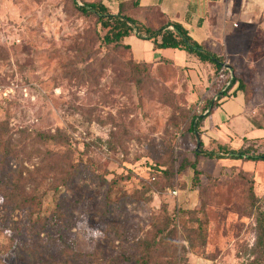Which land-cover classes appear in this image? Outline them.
<instances>
[{
    "label": "rangeland",
    "instance_id": "rangeland-1",
    "mask_svg": "<svg viewBox=\"0 0 264 264\" xmlns=\"http://www.w3.org/2000/svg\"><path fill=\"white\" fill-rule=\"evenodd\" d=\"M261 6L260 17L237 21L225 41L206 48L234 69L249 118L264 129ZM105 33L73 0H0V122L14 133L13 148L31 170L50 166L41 171L50 177L63 163L74 165L66 239L94 264H133L124 256L137 253L156 228L169 231L165 223L173 219L174 247L157 251L159 261L177 251L180 264H264L255 262L254 247L256 215L264 211V161L200 156L197 181L192 170L177 171L182 159L195 158L193 117L206 112L213 81L223 84L229 70L215 78L210 68L202 84L194 83L188 67L135 61L132 50L106 44ZM40 134L55 140L43 143ZM249 144L264 153V138ZM58 198L46 194L31 219L48 216ZM26 213L0 194V264H30L22 251L34 241L25 236ZM58 248L49 251L58 255Z\"/></svg>",
    "mask_w": 264,
    "mask_h": 264
},
{
    "label": "trees",
    "instance_id": "trees-1",
    "mask_svg": "<svg viewBox=\"0 0 264 264\" xmlns=\"http://www.w3.org/2000/svg\"><path fill=\"white\" fill-rule=\"evenodd\" d=\"M73 1L81 13L93 14L97 17L100 25L106 29V33L103 36V41L106 44H112L131 51V46L126 43L125 39L135 34L141 39L151 40L154 48L183 50L187 54L194 56L197 61L209 64L212 75L215 78L219 74L227 73L229 70L231 77L226 79L223 84H218L217 80L213 81L212 88L214 95H217V97L215 100L211 97L206 101L203 110H206L207 113L194 116L191 121V133L196 139V143L198 139L199 146L198 149L194 150V160H181L177 169L178 173H184L190 169L193 171L194 179L197 181L198 174L201 173L197 168V161L200 156L216 159L264 161V153L255 152L252 144L233 149L226 144L212 141L211 145L215 146L217 151L204 149L200 138L204 117L212 112L218 100L226 96L232 87L236 86V90L239 91L243 89L242 81L236 77L234 69L225 64V58L222 54L207 50L206 44L195 41L180 23L164 20L156 28H153L124 14L122 9L117 14L111 13L110 8L103 3V0H80L82 4L79 6L75 0ZM134 60L136 61V59ZM226 82H229V84L225 87ZM249 120L254 128H262L260 125L252 123L250 118ZM13 135L14 133L8 131L5 123L0 122V194L12 209L27 211L25 216L29 223L24 225L23 228L25 229L26 238L34 241L29 245L24 244L25 248L22 250L24 256L28 258L30 264H75L76 262L77 264H94V260H86L92 255L76 252L71 242L66 239L70 230V223L68 224L67 217L70 216L69 208H73V205L69 203L65 205V199L67 200L68 193H73L74 185H76L77 171L74 165H68L67 162L63 163L59 169L53 171V175L50 177L41 173L46 167L50 166L37 167L31 170L24 165L22 159L18 158V152L13 148ZM37 137L43 143L55 140V135L53 134H40ZM47 153L51 154L53 152L47 150ZM12 161L13 163H11ZM49 192L59 196L58 199H55L51 213L48 216L43 214L41 219H31L32 214L36 212L33 209L41 210L42 200ZM249 194L252 200L251 204L256 203L255 195L251 188ZM167 220L170 222L166 221L165 227L171 226L169 231H165L164 227L156 228L155 234L150 239L140 241L141 245L136 249L139 250L137 253L124 256L126 261L133 264H180L181 258L177 251H172V256L168 260L159 261L157 255V251L164 252L170 245L174 247V221L173 219ZM255 222L256 238L254 247L257 251L256 262L259 259L264 260V211L261 209L258 210ZM37 223L40 225L39 228L35 227ZM48 230L52 231L51 233L53 234ZM57 243L59 244L57 250L59 253L58 255H53L49 250L50 247ZM24 256L22 253L20 254L23 260Z\"/></svg>",
    "mask_w": 264,
    "mask_h": 264
},
{
    "label": "crops",
    "instance_id": "crops-1",
    "mask_svg": "<svg viewBox=\"0 0 264 264\" xmlns=\"http://www.w3.org/2000/svg\"><path fill=\"white\" fill-rule=\"evenodd\" d=\"M103 3L111 13L117 14L122 9L124 14L153 28L164 20L180 23L195 41L211 48L220 39L222 42L227 39L237 21L252 22L251 16L260 17L264 0H103ZM132 35L125 41L136 60L165 59L186 66L194 83L202 84L201 78L208 75L210 65L197 61L185 51L154 48L151 40L145 39L142 43L136 35L137 39L129 40ZM179 56H183V60H178ZM248 115L244 94L232 87L204 117L200 136L203 145L209 147L215 141L238 149L246 140L264 138V129L254 128Z\"/></svg>",
    "mask_w": 264,
    "mask_h": 264
},
{
    "label": "water",
    "instance_id": "water-1",
    "mask_svg": "<svg viewBox=\"0 0 264 264\" xmlns=\"http://www.w3.org/2000/svg\"><path fill=\"white\" fill-rule=\"evenodd\" d=\"M229 82H230V81H229ZM229 82L226 83L225 87L229 84ZM225 87H224V88H225ZM216 97H217V95H214L212 99L215 100ZM206 113H207V111H206L204 114H206ZM198 146H199V142H198V139H197V149H198Z\"/></svg>",
    "mask_w": 264,
    "mask_h": 264
}]
</instances>
